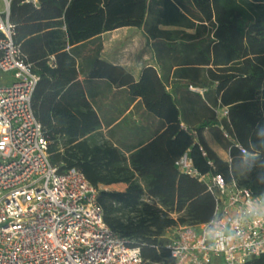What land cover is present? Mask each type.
Listing matches in <instances>:
<instances>
[{
    "label": "trees",
    "instance_id": "trees-1",
    "mask_svg": "<svg viewBox=\"0 0 264 264\" xmlns=\"http://www.w3.org/2000/svg\"><path fill=\"white\" fill-rule=\"evenodd\" d=\"M9 16L15 42L40 77L32 107L51 163L61 172L78 169L98 189L106 225L139 249L141 264H176L166 232L215 217L211 183L176 165L185 153L209 182L220 174L227 184L264 195V0H11ZM123 27L142 28L154 41L159 69L146 67L135 80L101 59L102 34ZM172 67H183L188 80L169 90L165 74ZM80 74L127 87L163 120V131L128 145L127 156L99 132L101 118L84 97ZM190 85L206 91L178 96ZM61 89L80 90L86 111L45 114L39 100ZM220 106L228 111L219 137L230 160L203 134L217 124ZM72 107L79 111L80 104ZM120 183L123 191L108 189ZM244 264H264V254Z\"/></svg>",
    "mask_w": 264,
    "mask_h": 264
},
{
    "label": "built area",
    "instance_id": "built-area-1",
    "mask_svg": "<svg viewBox=\"0 0 264 264\" xmlns=\"http://www.w3.org/2000/svg\"><path fill=\"white\" fill-rule=\"evenodd\" d=\"M10 1L0 11V74L14 72L0 85V264H141L139 249L106 225L98 189L78 169L61 172L50 161L32 107L40 77L14 40ZM176 165L216 191L214 219L179 225L167 240L176 264H244L264 254V195L220 174L209 182L187 153Z\"/></svg>",
    "mask_w": 264,
    "mask_h": 264
},
{
    "label": "crops",
    "instance_id": "crops-1",
    "mask_svg": "<svg viewBox=\"0 0 264 264\" xmlns=\"http://www.w3.org/2000/svg\"><path fill=\"white\" fill-rule=\"evenodd\" d=\"M101 39L103 43L101 59L126 68L132 73L135 80L140 78L146 67L151 66L159 69L157 55L153 50L154 41L147 36L142 28H119L102 34ZM182 68L172 67L166 71L167 89L171 90L175 83H184L188 80L183 76ZM78 81L82 85L85 99L101 118L102 125L99 132L106 139L116 142L127 156L129 154L128 145L144 138L150 139L163 131V120L148 111L142 98L132 96L127 87H115L108 80L86 78L82 74L79 75ZM190 86L188 91H181L178 96L203 95L206 91L194 86L192 87L198 88V90H192ZM55 91L46 90L45 98L39 100L44 107L45 114H80L81 111H86L80 90L75 89L70 94L67 89H61L58 93ZM76 104H80L79 111L72 107ZM217 110L219 112L217 124L213 128L206 129L203 134L211 148L223 159L230 160L229 150L219 137L223 127L224 108L220 106ZM203 116L204 114H196L193 118L199 119ZM109 188L123 191L126 185L120 183L109 186Z\"/></svg>",
    "mask_w": 264,
    "mask_h": 264
},
{
    "label": "rangeland",
    "instance_id": "rangeland-1",
    "mask_svg": "<svg viewBox=\"0 0 264 264\" xmlns=\"http://www.w3.org/2000/svg\"><path fill=\"white\" fill-rule=\"evenodd\" d=\"M5 8H6V6L4 3V0H0V11L4 12ZM13 75H14V72H8V73L0 74V85L10 84L13 80ZM108 189H111V188L108 187ZM173 234H174V228L169 229L165 234L166 240L173 237Z\"/></svg>",
    "mask_w": 264,
    "mask_h": 264
}]
</instances>
